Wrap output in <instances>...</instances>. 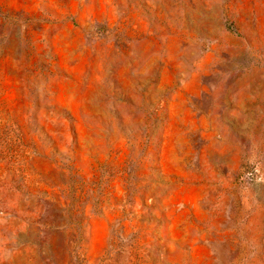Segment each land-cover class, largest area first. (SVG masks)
Masks as SVG:
<instances>
[{
  "label": "rangeland",
  "instance_id": "374dc122",
  "mask_svg": "<svg viewBox=\"0 0 264 264\" xmlns=\"http://www.w3.org/2000/svg\"><path fill=\"white\" fill-rule=\"evenodd\" d=\"M0 264H264V0H0Z\"/></svg>",
  "mask_w": 264,
  "mask_h": 264
},
{
  "label": "built area",
  "instance_id": "2783aa9c",
  "mask_svg": "<svg viewBox=\"0 0 264 264\" xmlns=\"http://www.w3.org/2000/svg\"><path fill=\"white\" fill-rule=\"evenodd\" d=\"M243 176L246 178H250V179L254 178L255 180L260 179V174H259L257 166H253L250 169H247L244 172Z\"/></svg>",
  "mask_w": 264,
  "mask_h": 264
}]
</instances>
